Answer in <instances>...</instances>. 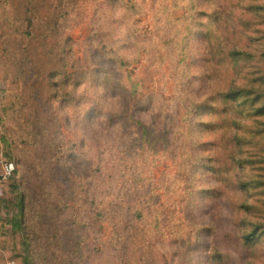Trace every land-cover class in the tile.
<instances>
[{
  "label": "rangeland",
  "instance_id": "374dc122",
  "mask_svg": "<svg viewBox=\"0 0 264 264\" xmlns=\"http://www.w3.org/2000/svg\"><path fill=\"white\" fill-rule=\"evenodd\" d=\"M27 6L61 37L25 39ZM54 44L72 83L19 75ZM238 90L264 94V0H0V264H53L67 233L82 264H264V98Z\"/></svg>",
  "mask_w": 264,
  "mask_h": 264
},
{
  "label": "trees",
  "instance_id": "16d2710c",
  "mask_svg": "<svg viewBox=\"0 0 264 264\" xmlns=\"http://www.w3.org/2000/svg\"><path fill=\"white\" fill-rule=\"evenodd\" d=\"M253 1L258 2L259 0H253ZM252 8H255L257 11H262L263 6L254 3ZM47 20H49L50 25L45 29V32L49 31L50 34H52V35L55 34V32L58 33L57 28L59 26L58 25L59 17H57L55 15V13H53V14L50 13L46 18H44V16H42V14L35 12L34 6L31 8L30 7L28 8V6H27V9L25 10V16L23 18V22L26 24L25 32L24 31L22 32L23 37L25 39H28V41L32 42L35 38L38 37V32H39L38 26L39 27L43 26V23H46ZM36 22H38V26H37ZM54 30H55V32H54ZM3 36H4V34H3ZM9 37H10V35L7 36L4 52L6 53L7 57L11 58L13 55H15L20 50H19L18 46L16 48H14V44L10 40ZM60 37H61V35H60ZM63 40H64V44H66L69 47V44H71V41H72L71 36H65ZM20 48H24V47L20 46ZM45 48L46 49L49 48L48 51H46V50L43 51V54L47 55V57H48L47 64L42 65L41 60L43 58H40L39 63H38L39 65H33L32 67L27 68L25 71H23L22 67L18 68L19 75H26V76L32 78L33 76L37 77V76H40L43 74L45 76V78H47V80L45 82H43L45 85L47 84V87H49V86L52 87L53 85H57V86L63 85L64 86L67 83H69V84H70V82L72 83V80H73L72 77H73V75H75V73L68 72L66 69L67 65H69L66 62L67 61L66 58H68V54H71V53H69V52H68V54L66 53L67 56L65 58L64 52L63 53L60 52V54H59L56 44L51 45V46L47 45ZM242 53L243 52H240V51L234 52V54L236 56L239 55V56H237L238 59L242 58L243 55H240ZM36 55L41 56V52L36 51ZM119 62L123 64L122 60H119ZM119 62H118L117 58H115V59L113 58L112 60L109 61V63H107V62H105V63L114 65V64H117ZM61 63H64V64H62V66H61L60 65ZM57 65H58V67H57ZM101 68H102L101 69L102 77H103V79H105L106 77L109 76L111 67L108 68V67H106V65L102 64ZM224 98L236 100L241 105L244 104V106H254L256 101H261L262 98H264V94L261 97L258 96L257 98H255V96L252 95V98H249L248 95H246L244 93V91L238 90L236 92L227 93L224 96ZM94 109L95 108L90 109L88 111V114L91 115ZM253 113L256 115H259V116L264 115V106L260 107L258 112H253ZM12 188H13L14 192L17 193L15 196V199H14L15 202H13L12 199H9V200L7 199L6 201L9 204L13 205V207H16L17 212L13 214V217L11 219L7 220V223H10L12 225L13 229H18V228H21L22 225L26 221L25 220V218H26L25 213H26V208H27V193L26 192H22V193L18 192L20 185L17 183H15V186ZM9 207H11V206L9 205ZM76 235H78V234H76ZM76 235L69 236L67 233L68 239L64 240L63 242H64V244L67 243V245H69L68 250H67L69 254L67 257L62 258V259L59 258L58 256L55 257L53 264H82L83 262L85 263L86 260L83 257L84 242H83V240H81L80 236H76ZM244 236L248 237L247 238L248 240H251L254 235L245 234ZM71 237H73V238H71ZM70 238L72 240H70ZM22 248H23V250H20L19 254L17 253V256H15V258L23 257L25 259L24 260L25 264H37L36 262H33L31 259V257H35L36 254H33V251L29 250V246L24 247V244H22Z\"/></svg>",
  "mask_w": 264,
  "mask_h": 264
},
{
  "label": "built area",
  "instance_id": "2783aa9c",
  "mask_svg": "<svg viewBox=\"0 0 264 264\" xmlns=\"http://www.w3.org/2000/svg\"><path fill=\"white\" fill-rule=\"evenodd\" d=\"M14 169V165L12 163L6 164L5 165V173L11 174L12 170Z\"/></svg>",
  "mask_w": 264,
  "mask_h": 264
}]
</instances>
